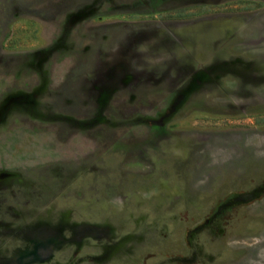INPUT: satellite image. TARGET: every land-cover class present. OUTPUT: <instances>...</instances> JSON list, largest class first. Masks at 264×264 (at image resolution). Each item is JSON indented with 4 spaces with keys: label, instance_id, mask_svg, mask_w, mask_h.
<instances>
[{
    "label": "rangeland",
    "instance_id": "1",
    "mask_svg": "<svg viewBox=\"0 0 264 264\" xmlns=\"http://www.w3.org/2000/svg\"><path fill=\"white\" fill-rule=\"evenodd\" d=\"M0 264H264V0H0Z\"/></svg>",
    "mask_w": 264,
    "mask_h": 264
}]
</instances>
